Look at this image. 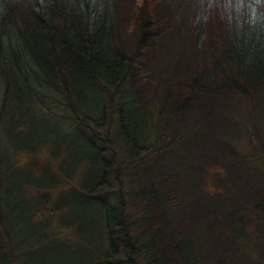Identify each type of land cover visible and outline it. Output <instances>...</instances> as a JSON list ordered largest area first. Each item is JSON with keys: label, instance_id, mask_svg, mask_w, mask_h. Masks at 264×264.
<instances>
[{"label": "trees", "instance_id": "1", "mask_svg": "<svg viewBox=\"0 0 264 264\" xmlns=\"http://www.w3.org/2000/svg\"><path fill=\"white\" fill-rule=\"evenodd\" d=\"M84 76L101 120L125 82L144 106L125 121L119 97L114 141L72 98ZM37 109L89 132L94 177L73 188L102 210L108 264H264V0H0V264L37 239L47 197L24 188L54 186L19 181Z\"/></svg>", "mask_w": 264, "mask_h": 264}, {"label": "rangeland", "instance_id": "2", "mask_svg": "<svg viewBox=\"0 0 264 264\" xmlns=\"http://www.w3.org/2000/svg\"><path fill=\"white\" fill-rule=\"evenodd\" d=\"M178 15L182 16V8H178ZM186 33L185 28L183 32L172 33L170 36L174 39L167 38L166 40V42H172V47L168 48L169 45L161 47L169 49L167 52H170L161 58L165 67L177 58V50L182 46L183 36ZM135 64L138 69L145 68L139 60ZM29 82L34 83L36 79L32 78ZM131 88L130 84L125 82L117 90L114 89L115 107H110L108 103L109 111L106 114L107 118H111L101 120L97 100L94 96L98 92L97 87L85 76L84 80L83 78L80 80V86L76 87L78 93H72V98L78 103L80 110L86 109L87 115L93 118L90 121L84 116L86 123L91 124L89 129L94 127V131L96 134L98 133L99 137H96L98 140L107 142L105 139L107 136L114 141L112 134L114 135L117 121L116 101L119 97L125 98L126 107L129 99L133 97V101L131 100L130 103L131 107L134 106L135 109L130 111V117L123 109L125 121L133 120L131 115L133 116L134 113L143 114L144 106L137 100L134 91L130 93ZM48 90L40 89L41 92H48ZM107 99H110L112 103L111 97ZM62 106L65 109V105ZM94 107L95 109H93ZM61 111L67 113L65 110ZM35 113L29 119L28 125L22 129L21 143L26 149H24L25 153L23 152L17 160L18 164L24 165L19 181L34 179L53 183L54 186L38 188L37 191L29 189V187L23 190L24 194L36 196L38 200L45 196L47 202L40 205L37 219H34L32 226L29 224L25 230L35 231L37 239H33L27 247H23L26 254L22 258V263L108 264V260L104 259L106 258L104 255L106 235L101 215L102 210L96 204H91L92 202L85 197L87 196L85 191L73 188L82 184L83 181L87 183L94 177L92 172L95 169L97 155L87 142V138H90L89 132L82 131L81 126L76 124L72 126L69 122L61 127L57 123V119L48 118L45 115L46 112L41 109H37ZM140 114L138 115L140 116ZM129 195L127 194L126 197ZM250 242H255L252 241V237ZM249 245L254 248L253 244L249 243ZM243 262L250 264L247 258Z\"/></svg>", "mask_w": 264, "mask_h": 264}]
</instances>
